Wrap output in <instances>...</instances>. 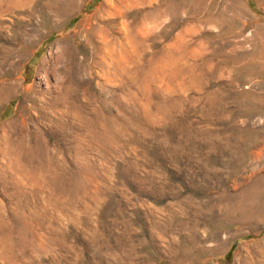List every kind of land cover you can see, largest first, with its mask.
Returning a JSON list of instances; mask_svg holds the SVG:
<instances>
[{"label": "rangeland", "instance_id": "374dc122", "mask_svg": "<svg viewBox=\"0 0 264 264\" xmlns=\"http://www.w3.org/2000/svg\"><path fill=\"white\" fill-rule=\"evenodd\" d=\"M0 264H264V0H0Z\"/></svg>", "mask_w": 264, "mask_h": 264}]
</instances>
